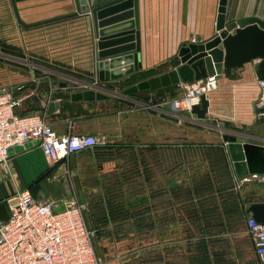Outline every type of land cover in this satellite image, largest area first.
<instances>
[{"label": "crops", "instance_id": "0c3cea01", "mask_svg": "<svg viewBox=\"0 0 264 264\" xmlns=\"http://www.w3.org/2000/svg\"><path fill=\"white\" fill-rule=\"evenodd\" d=\"M14 1L15 5L12 0H0V39H25V28L31 29L27 33L29 37L42 34L50 39L53 38L51 35L57 34L58 37L65 27V30H70L66 33L67 37L70 32L76 31L78 24L83 26L80 31L82 41L88 39L89 31L85 25L90 24L92 17L87 13L35 27H24L17 19L14 7H17L24 22L35 23L75 11V0ZM102 1L107 0H89L90 5ZM220 5L221 0H138L139 66L136 67L134 60L125 66L132 65V78L139 76L138 83L177 68L181 64L179 52L185 44L205 41L217 34ZM247 16L264 21V0H227L228 20ZM73 35L69 39L79 42L78 35ZM82 41V46L76 44L73 47L72 44L71 50L68 48L67 51L74 57L84 56V59L79 61L74 58L76 63L71 65H41L39 75H32L28 83L16 81L0 89H13L14 97L20 99V105L16 107L18 113L27 114L43 108L47 121L57 132L93 134L99 138V145L75 152L56 164H51L38 142L13 147L8 165L0 164V203H6L10 195L27 187L39 201L71 199L76 191L87 190V187H75V183H88L81 163H103L97 178L99 183L111 182L108 178L110 173L114 174L112 183H125L117 181L115 175L119 172L114 163H132L134 153L135 161L144 163L148 253L163 251L165 243L153 241L154 235L156 237L157 233L170 231L173 226L180 229L185 216H192L196 223L195 230L214 231L228 236L218 239L215 236V240L211 237L202 242L207 264H263L258 258L254 242L253 248L241 251L233 245L230 233L240 227L248 230L247 219L253 216L248 209L252 203H264V182L238 179L228 153V163H185V115H174L169 105L162 104L183 93L182 82L157 90L138 91L132 95V111L118 109L117 95L79 101L53 97V93L60 90L74 93L98 83L87 74L93 71L94 62ZM257 65L258 61L246 64L236 78L224 76L218 79L220 90L225 88L226 92L209 94L208 118L213 115L212 108L217 103L222 108L218 109L219 112H233V117L227 116L229 119L223 120L240 126L245 124L247 133H252V123L257 124L254 118L259 96ZM62 83H67V87L61 88ZM52 101H59L60 106L50 113L49 104ZM155 104L161 107H154ZM123 113L129 114L125 120L122 119ZM260 130H254V139H258L254 142L264 144ZM128 137L131 138L124 139ZM222 143L227 149V144ZM154 151L160 152L158 163H152ZM164 258L160 256V264L165 263ZM153 263V258L147 255L146 264Z\"/></svg>", "mask_w": 264, "mask_h": 264}, {"label": "rangeland", "instance_id": "374dc122", "mask_svg": "<svg viewBox=\"0 0 264 264\" xmlns=\"http://www.w3.org/2000/svg\"><path fill=\"white\" fill-rule=\"evenodd\" d=\"M129 11V7H116L106 16V18H112V20H109V23H104L99 29L96 28L91 13V22H89V25H85L89 31L88 39L83 41L80 32L83 26L80 24L77 25V32L74 30V33L70 32L67 37L66 33L70 30L68 28L65 30V27L59 32L58 37L55 34V36L51 35L50 37L53 38L50 39L42 34L38 37H29L27 33L31 29L25 28V39L21 37L8 40L0 39V88L9 87L16 81L24 84L28 83L32 75H39L41 65L52 67L55 64L67 63V65H71V63H76L73 61L74 58H78L79 61L81 58L84 59V56L74 57V55H70V51H67L68 48L71 50L72 44H74L73 47L76 44L80 47L82 41L94 62L93 71L87 74L92 76L94 82H98L95 87L107 92L108 95H117L116 106H118V109L132 111L133 94L126 95L123 94V91L137 84L139 76L132 78V71L125 74L123 69H127L125 67L127 64L115 68L113 73H120V75L114 79L111 75H107L108 72H100L101 68L99 67L101 32L106 28V32H104L113 35L132 30V24L130 23L132 17L128 15ZM71 34H74L73 36L78 35L79 42L75 43L69 39ZM119 37L121 36L117 35L115 38L108 39H111L112 44L104 48V50L110 51L106 56V60L128 53L123 49L128 48L132 40L119 39ZM58 52L61 55H57ZM41 53L44 54L41 55ZM117 69L119 70L117 71ZM41 87L44 88L45 86L42 84ZM219 87V84H217V87L211 92H226L225 88L220 90ZM181 89L183 90V84ZM226 104H229V102H226ZM39 105L41 106V104ZM153 106L161 107L157 104ZM212 109H214L212 116L207 119H197V121H194L189 113H185V163H228V152H226L227 149L222 142H225L223 135L228 133L224 129L229 128L225 126L223 119H229L227 116L231 117L233 112H219L218 109L221 110L222 108L217 103ZM36 110L46 112L43 108ZM128 115L123 113L122 119L125 120ZM130 120L132 121V118ZM251 126L252 132L257 131L255 128L258 125L256 123H252ZM244 132L247 133L246 129ZM129 138L131 137L124 139ZM260 138L262 137L260 136ZM256 140L258 141V139H253L252 142ZM133 156L134 153H132V163H114L117 164L116 171L119 172L115 175L117 181L125 183H112L114 175L112 173L108 174L111 182L107 184L99 183L97 178L100 176L99 172H101L100 168L103 167V163H81L84 170L83 174L88 176V183H75V187H87V190H84L85 192L76 191V193H73V197L80 202L82 198V203L85 205L86 223L90 228L96 230L94 244L98 256L104 264H146L147 255L149 258H153V264H160V256L165 257L164 264H207V257H205V253L202 252L201 248L202 242L208 241L211 237L212 240H215V236L217 239L220 236L222 238L225 236L228 238V236L214 231L200 232L195 230L196 226L194 224L196 223H194L192 216H185L180 229L173 226L170 231L157 233L156 237L154 235L152 237L153 241H162L165 245L162 252L148 253V234L145 232L144 210V163H138ZM128 158L130 160V157ZM152 159V163H158L160 152L154 151ZM230 239H232L233 245L241 251L250 249V247L253 248V237L245 227H240L230 233Z\"/></svg>", "mask_w": 264, "mask_h": 264}, {"label": "built area", "instance_id": "2783aa9c", "mask_svg": "<svg viewBox=\"0 0 264 264\" xmlns=\"http://www.w3.org/2000/svg\"><path fill=\"white\" fill-rule=\"evenodd\" d=\"M183 93L164 101L174 115L192 116L202 96L217 87L218 78L210 76L194 82H182ZM259 96L254 114L264 125V79H257ZM20 99L13 89L0 94V164L8 165L10 150L38 142L45 156L56 164L75 152L99 145L93 134L59 133L47 121L46 113L20 114ZM264 182V174H250L241 179ZM9 218L0 223V264H104L95 249L96 230L85 219V205L77 198L37 200L27 187L6 199ZM256 253L264 264V223L254 216L247 219Z\"/></svg>", "mask_w": 264, "mask_h": 264}, {"label": "water", "instance_id": "95a60500", "mask_svg": "<svg viewBox=\"0 0 264 264\" xmlns=\"http://www.w3.org/2000/svg\"><path fill=\"white\" fill-rule=\"evenodd\" d=\"M12 1L15 5V1ZM226 3L227 0H221L217 22V34L215 36L205 41L191 42L188 45L185 44L179 52L181 64L177 68L140 81L125 89L123 94L130 95L138 91L157 90L172 84L194 82L210 76H215L218 79L224 76L236 78L239 76L240 70H242L246 64L254 61H258L256 69L258 78L264 79V21L255 16L228 20L226 17ZM75 4L76 10L71 13L35 23L24 22L20 17L17 7H14L18 21L26 27H34L83 13L89 15L92 13L93 20L98 29L102 27L104 23H109V20H112V18H106L110 11H113L118 6L129 7L130 11L128 15L132 17L130 22L132 24V30L113 35L105 33L106 28L101 32L99 41L101 60L99 62V67L101 68L100 72H108L107 75H111L114 79L118 78L120 75V73H113L116 67L129 64L133 60L135 61L136 67L139 66L140 26L138 0H109L96 3L93 6H90L89 0H75ZM117 35L121 36L119 39L132 40L128 48L123 49V51H128V53L106 60V56L110 51L104 50V48L112 44V41H110L111 39H108L112 37L115 38ZM221 45L222 47H220ZM131 50H136V52L134 53L133 51L132 53ZM129 66L130 67H126L127 69H123L125 74L132 71L131 65ZM119 69H117V71ZM66 87L67 83L61 84V88L64 89ZM2 93L3 89H0V94ZM53 97L57 99H72L73 101H79L104 99L108 97V94L98 90V88L93 85L89 89L74 93L60 90L54 92ZM59 106V101H52L49 104V112L51 113ZM209 108L210 99L207 95H203L201 104L193 107L192 117L194 119H207ZM223 122L225 126L229 128L224 129L228 133L223 135V139L227 143V152L230 156L237 178L242 179L250 174H264V144L252 142L256 135L254 132L251 134L245 133V124L240 126L228 120H223ZM257 129H261V135L264 137V125L258 126ZM248 210L259 222L264 223L263 202L252 203ZM8 218L9 211L7 205L5 202H1L0 223L6 221Z\"/></svg>", "mask_w": 264, "mask_h": 264}, {"label": "trees", "instance_id": "16d2710c", "mask_svg": "<svg viewBox=\"0 0 264 264\" xmlns=\"http://www.w3.org/2000/svg\"><path fill=\"white\" fill-rule=\"evenodd\" d=\"M135 94V93H134Z\"/></svg>", "mask_w": 264, "mask_h": 264}]
</instances>
